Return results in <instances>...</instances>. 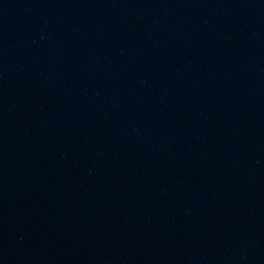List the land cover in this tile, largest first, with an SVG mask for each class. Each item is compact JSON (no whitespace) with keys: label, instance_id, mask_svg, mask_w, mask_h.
Instances as JSON below:
<instances>
[{"label":"water","instance_id":"95a60500","mask_svg":"<svg viewBox=\"0 0 264 264\" xmlns=\"http://www.w3.org/2000/svg\"><path fill=\"white\" fill-rule=\"evenodd\" d=\"M160 264H264V126L210 190Z\"/></svg>","mask_w":264,"mask_h":264}]
</instances>
